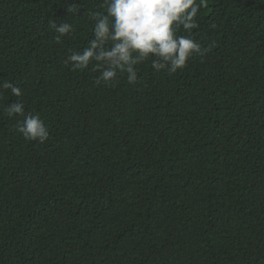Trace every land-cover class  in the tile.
Returning a JSON list of instances; mask_svg holds the SVG:
<instances>
[{
  "label": "trees",
  "instance_id": "trees-1",
  "mask_svg": "<svg viewBox=\"0 0 264 264\" xmlns=\"http://www.w3.org/2000/svg\"><path fill=\"white\" fill-rule=\"evenodd\" d=\"M103 0H0V264H264V0H205L183 71L64 61ZM74 33L56 43L49 21ZM183 34V33H182ZM20 100L49 129L15 131Z\"/></svg>",
  "mask_w": 264,
  "mask_h": 264
},
{
  "label": "clouds",
  "instance_id": "clouds-1",
  "mask_svg": "<svg viewBox=\"0 0 264 264\" xmlns=\"http://www.w3.org/2000/svg\"><path fill=\"white\" fill-rule=\"evenodd\" d=\"M205 0H103L106 12L93 15L92 39L82 51H73L64 61L73 71L97 72V85H115L125 76L127 83H139V66L151 63L157 71H183L196 56H204L212 44L202 46L193 38L199 27L198 13ZM57 33L56 43L74 33L71 24L49 21ZM183 33V34H182ZM0 89L21 98L22 89L3 82ZM2 95V93H0ZM9 118L21 117L15 131L27 141L45 143L50 136L39 114L26 112L20 100L4 109Z\"/></svg>",
  "mask_w": 264,
  "mask_h": 264
}]
</instances>
